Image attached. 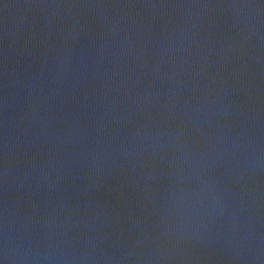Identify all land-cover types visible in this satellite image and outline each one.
I'll return each instance as SVG.
<instances>
[{
	"label": "water",
	"instance_id": "95a60500",
	"mask_svg": "<svg viewBox=\"0 0 264 264\" xmlns=\"http://www.w3.org/2000/svg\"><path fill=\"white\" fill-rule=\"evenodd\" d=\"M0 264H264V0H0Z\"/></svg>",
	"mask_w": 264,
	"mask_h": 264
}]
</instances>
